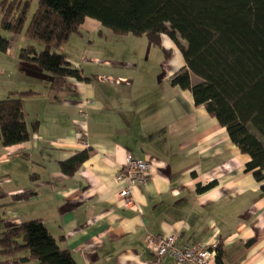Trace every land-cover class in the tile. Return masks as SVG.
<instances>
[{
	"label": "crops",
	"instance_id": "0c3cea01",
	"mask_svg": "<svg viewBox=\"0 0 264 264\" xmlns=\"http://www.w3.org/2000/svg\"><path fill=\"white\" fill-rule=\"evenodd\" d=\"M23 45L0 51V99L22 95L26 119H37L39 129L26 142L0 144V232L39 218L78 264H176L153 255L146 238L178 231L181 243L219 241L225 264H264L260 182L226 128L194 103L190 90L172 85L184 63L179 53L150 55L160 60L154 83L123 75L100 84L71 78L73 90L53 96L47 112L57 92L47 90L40 99L42 83L17 77L39 70L19 58ZM49 80L44 83L51 87ZM24 97L40 100L38 106L28 108ZM77 138L93 153L67 177L58 161L85 148ZM128 153L154 168L146 185L132 187L138 210L125 209L116 196L124 185L116 175ZM20 192L29 196L14 198ZM5 259L0 253V264ZM214 263L215 257L208 264Z\"/></svg>",
	"mask_w": 264,
	"mask_h": 264
},
{
	"label": "trees",
	"instance_id": "16d2710c",
	"mask_svg": "<svg viewBox=\"0 0 264 264\" xmlns=\"http://www.w3.org/2000/svg\"><path fill=\"white\" fill-rule=\"evenodd\" d=\"M30 2L2 0L0 30L13 34L24 30L30 40L44 45L42 50L33 43L23 45L18 56L50 72L54 90H73L71 78L89 80L66 55L52 51L79 32L86 18L97 20L116 34L144 35L154 46H160L168 59L173 51L163 46L166 35L184 61L175 71L172 85L190 90L194 103L204 106L226 128L241 152L248 154L246 170L260 182L264 194V0H36L25 28ZM9 44L0 32V51L6 52ZM192 75L200 81L192 82ZM38 129L37 119L27 121L22 98L0 99L2 146L26 142ZM92 153L87 143L84 149L58 161L62 173L72 176ZM13 196L27 198L29 193ZM0 253L6 257L2 264L13 259L78 264L69 248L61 245L39 218L1 231ZM221 253L219 245L214 264H225Z\"/></svg>",
	"mask_w": 264,
	"mask_h": 264
},
{
	"label": "rangeland",
	"instance_id": "374dc122",
	"mask_svg": "<svg viewBox=\"0 0 264 264\" xmlns=\"http://www.w3.org/2000/svg\"><path fill=\"white\" fill-rule=\"evenodd\" d=\"M24 1L25 0H23V2ZM30 1L25 28L32 13L36 9V0ZM0 32L9 39L10 44L8 51L15 49L19 42L22 44L24 42V45L33 43L37 50H42L44 48L42 43L32 39L30 40V38L25 36L24 30L21 34H13L2 29ZM163 46L167 49H172L176 54L179 53L180 57H182L175 44L166 35L163 36ZM52 51L61 52L66 55L70 64L82 70L95 84L116 82L118 81L119 75H123L124 78L131 77V81H136V84L140 82L143 84L154 83L159 79L161 67L160 60L158 59L159 61L156 64L155 61L157 59L154 60L150 55L152 54L155 56V54H160L162 56L164 54L163 49L160 46H154L146 36H139L131 33L116 34L103 28L97 20L92 18H86L80 26L79 32L72 33L67 42L59 48H53ZM173 60H177V56H175L172 61ZM28 65L30 64L26 66ZM35 67L39 70L28 69L25 75L18 71L20 74H17V77L23 78V80L29 78L40 84L42 83L44 87L41 89L43 95L40 99L47 98L45 95L47 90L51 89L57 92L49 96L51 100H49V104L46 105L47 112H52L51 108H53L54 105L52 103V98L53 96L58 97V92H62V90H54L46 86L44 82L47 76L50 79L49 85L51 84V73L43 70L37 65H35ZM30 73L41 78L33 77ZM191 78L194 83L200 81V79L194 75H192ZM143 80L146 82H143ZM13 82L15 81L13 80ZM17 96L23 98L22 95ZM24 98L27 107L31 109L37 107L38 101H40L36 98Z\"/></svg>",
	"mask_w": 264,
	"mask_h": 264
},
{
	"label": "built area",
	"instance_id": "2783aa9c",
	"mask_svg": "<svg viewBox=\"0 0 264 264\" xmlns=\"http://www.w3.org/2000/svg\"><path fill=\"white\" fill-rule=\"evenodd\" d=\"M75 142L87 146L83 139H75ZM154 174L151 163L136 159L130 153L127 154L117 175L118 182L124 185L117 192L116 196L125 209L138 210V205L132 195V187L135 185H146ZM219 241H204L196 243H181L178 231H172L165 235H148L146 246L155 256H168L176 264H208L217 254Z\"/></svg>",
	"mask_w": 264,
	"mask_h": 264
}]
</instances>
